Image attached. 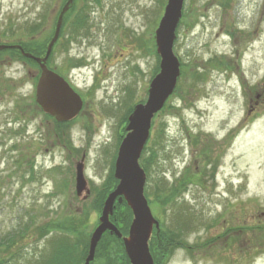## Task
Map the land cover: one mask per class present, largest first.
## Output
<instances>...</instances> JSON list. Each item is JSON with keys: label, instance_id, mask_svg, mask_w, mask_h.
I'll list each match as a JSON object with an SVG mask.
<instances>
[{"label": "rangeland", "instance_id": "1", "mask_svg": "<svg viewBox=\"0 0 264 264\" xmlns=\"http://www.w3.org/2000/svg\"><path fill=\"white\" fill-rule=\"evenodd\" d=\"M166 1H75L47 62L82 97L69 121L36 104L39 66L0 50V238L24 222L15 264H83L117 183L127 116L159 71L154 36ZM57 4L0 0V43L46 47ZM173 52L180 76L139 158H154L144 185L159 221L152 237H174L154 264H264V0H184ZM83 153L85 199L75 191ZM210 161L213 178L202 174ZM123 216L110 220L120 228ZM125 255L105 233L91 264H127Z\"/></svg>", "mask_w": 264, "mask_h": 264}, {"label": "water", "instance_id": "2", "mask_svg": "<svg viewBox=\"0 0 264 264\" xmlns=\"http://www.w3.org/2000/svg\"><path fill=\"white\" fill-rule=\"evenodd\" d=\"M71 3L72 0H67L60 9L53 35L47 43L43 56L24 51L20 44L0 43V49L18 48L23 55L38 64L40 73L35 85V102L43 112L57 121L73 119L83 105L81 96L67 80L47 66L48 56L59 37L63 14ZM182 6L183 0H167L155 29L156 51L160 56L159 71L149 83L146 100L135 104L128 115L126 134L119 144L114 161L113 176L118 182L103 202L99 223L89 238L84 264H90L93 260L97 243L106 230L122 238L130 264H153L148 241L153 227L158 229L159 222L152 214L144 194L146 173L139 164V157L149 138L152 118L173 92L180 74V62L173 52V42L182 15ZM83 162L84 155L75 164V191L78 197L85 199L90 193V188L84 175ZM116 200L118 202L125 200L132 212L126 236H123L109 219Z\"/></svg>", "mask_w": 264, "mask_h": 264}, {"label": "trees", "instance_id": "3", "mask_svg": "<svg viewBox=\"0 0 264 264\" xmlns=\"http://www.w3.org/2000/svg\"><path fill=\"white\" fill-rule=\"evenodd\" d=\"M64 24L65 23L63 22L61 30H60L61 32L63 30ZM21 44H22L25 51L30 52L34 55H44V53H45L46 47L42 46V45L33 44V40H31L29 42H24ZM10 50L17 52L19 54V56H21V58L29 59L32 62H34L32 59L23 56L18 49H10ZM144 148H147V147L145 146ZM145 150L146 149H144V151ZM144 151H143V153H144ZM145 156L146 155H142L143 158L140 160V164L144 168L146 176H148L149 170L151 169L149 164L151 161L153 162L154 158H153V156H151V158H148V157L146 158ZM20 165H22V167H23V163H21ZM31 167H32V165H31ZM21 172H22V175H21ZM15 173H18L19 180L21 178L22 182L20 184L22 186L24 184V173H23V171H19V168H17ZM181 177H183V173H182ZM187 183H188V181H187ZM180 190L181 189H179V191ZM177 193H178V191L177 192L172 191L171 193L167 192V194L170 197L176 196ZM114 209H119V211L117 212V211L113 210V214L111 215V217L116 216L117 213H122L124 215L123 216L124 219L118 221L119 224H122V226H120V228L116 225V223L113 220H112V222L120 229V231L122 233H125L127 230V227L130 224V221L132 218V212H131L130 208L127 206L125 201H122L121 203L115 202V208ZM21 225H23V226H21ZM21 225L19 222L17 224L18 228L11 229V231L9 233L5 234L3 237L0 238V250L2 249V252H0V264H15L16 259H23L22 256H23L24 251H22V252H20V250L15 251L18 243L21 241V240L18 241V237H21L22 234L24 233V222H22ZM26 228H28V227H26ZM155 231H157V229H155ZM106 233H108V235H111L109 232H106ZM103 236H104V234H103ZM103 236H102V238H103ZM113 236L116 239L120 240L114 234H113ZM16 238H17V240H16ZM102 238H101V240H102ZM173 238H174L173 236L167 234L165 231H163V233L159 234L158 237H156V238L154 236L153 237L151 236L150 240H149V249H150L152 257L153 256L155 257L156 255H158V253H160L159 252L160 249L162 250L161 256H163V254L168 251V248L170 247V245H172V242L174 240ZM100 241H99V243H100ZM99 243H98V245H99ZM16 252H20V253H16ZM74 253H76V252H74ZM5 254H7V255L4 256ZM126 258H127V256H126ZM74 259L72 261H70V260H68V258H66L65 262H68V263L71 262V264H73ZM126 262L128 264V258L126 259Z\"/></svg>", "mask_w": 264, "mask_h": 264}, {"label": "flooded vegetation", "instance_id": "4", "mask_svg": "<svg viewBox=\"0 0 264 264\" xmlns=\"http://www.w3.org/2000/svg\"><path fill=\"white\" fill-rule=\"evenodd\" d=\"M67 0H57V2H58V4H57V11L55 12L54 11V13H52V14H50V18H52V17H54L55 16V20H56V18H57V15H58V13H59V11H60V9H61V7L64 5V3L66 2ZM75 1L76 0H72V3L69 5V7H68V9L64 12V14H63V18H62V23L63 22H65V21H67L69 18H73V13H74V11H75ZM56 14V15H55ZM43 16H45V15H43ZM48 17H49V15H48ZM72 21H73V19H71ZM235 29V28H234ZM236 30V29H235ZM240 30H243V29H240ZM231 30H229L227 33H229ZM246 31V30H245ZM239 32H241V31H239ZM229 35H231L230 33H229ZM54 70V69H53ZM204 153V155H205V152H202V154ZM82 155H84V157H85V154L83 153ZM208 158V160H210V158L209 157H207ZM207 160V161H208ZM215 161H216V159H215ZM212 164H214L212 161H210L207 165H206V167H208V169L206 170H202L203 172H202V174H205V175H207V174H210L209 176H211V178H213L215 175H214V168H215V166H212ZM203 177H204V175H203ZM203 177H202V179L200 180V183L202 182V180H203Z\"/></svg>", "mask_w": 264, "mask_h": 264}]
</instances>
